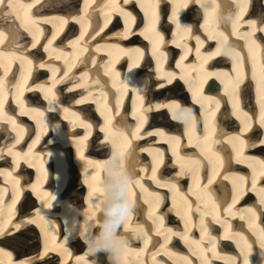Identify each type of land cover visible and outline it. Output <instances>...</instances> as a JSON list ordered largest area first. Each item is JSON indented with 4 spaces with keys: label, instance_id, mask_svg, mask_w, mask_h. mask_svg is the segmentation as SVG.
I'll use <instances>...</instances> for the list:
<instances>
[{
    "label": "bare ground",
    "instance_id": "obj_1",
    "mask_svg": "<svg viewBox=\"0 0 264 264\" xmlns=\"http://www.w3.org/2000/svg\"><path fill=\"white\" fill-rule=\"evenodd\" d=\"M18 2L31 3L32 8L28 12V16L36 19L57 16L67 18L70 14L73 17L80 15L86 21L87 31L84 37L85 41H88L89 36L93 34L95 29L102 28V31L96 35L95 39L89 41L90 45L106 43L108 45H119L124 49H140L143 52V59L139 62L140 66L135 68L132 73H129L127 69L130 64L129 56L135 58L137 55L135 52H129L128 55H120L118 62L115 63L116 71L121 73V79L129 87V93L124 98L123 105L120 107L118 114H116V109L113 107L116 88H112L110 82L105 86L104 82H108L109 77L103 76V72L105 71L103 67L100 68V84L93 83L96 67L92 66H90L91 70L89 71L87 87H76L82 81L80 79H72V77H80L87 70L85 62L89 60L90 55L94 52V49L91 47L88 51L78 54V56L69 55L67 57L69 60H75L76 66L72 69L71 73H68L69 79L55 85L53 91L57 99L53 105H49L48 100L44 98V92L39 86L52 87L53 76L51 67L59 69L56 73V80H62L66 71L65 58L62 56L61 59H55L57 55H61V52H54L52 58L49 59V54L43 51V48L47 46V41L52 38V35L57 30L53 27L52 23H43L41 20L39 27L43 29V34L39 37V44L35 48H32L30 46L31 42H29L32 39L31 35L24 30L20 20L14 19L15 14L12 11H9L5 18L0 19V31H4L5 33L4 42L0 44V50L10 49L18 52L20 49L27 47L26 55L33 60L31 76L20 90L21 95L19 100L23 104L25 114H21L20 105L15 99L17 89L12 86L20 81L18 60L11 64V70L5 80L7 97L3 107V114L5 117H11L18 127L16 130H13V125L7 119H0V150H3V158H0V173L11 174L8 176L0 175V198H2V201H0V222H4V234L0 235V252H6L10 255L11 264H20L21 261L25 260L33 261V264H63L64 257L59 251H45V233L42 231L39 223H27L29 219H37V213L45 216L49 222L46 226L49 234L56 236L54 242L49 241L50 244L58 245L63 243L64 240L67 241L65 247L71 252V257L67 259V264H75L76 258L80 256H84L89 262L95 259L97 264H109L108 255L104 251L98 252L95 257L88 254V246L83 247L84 238L80 234L81 229L79 227L80 222L83 220V210L85 209L89 212V204L94 205L98 203V197H102L97 193L89 200V193L91 191L89 185L97 183L92 178L98 175L99 183L102 187L105 178V166L112 154V141H121L118 135H114L112 139H109L107 133L101 131L105 127V116L101 115L98 104L93 102V99L99 97L101 89L109 93L107 103L112 109L109 114L112 115V132L114 134L135 129L138 124L137 119L133 115L135 89H139L142 93L145 109L157 104H171L175 102L180 105L181 109H192L198 121L195 130L190 136L187 134V125L182 119L180 110H176L177 118L173 119V112L166 107H162L159 110L144 112L147 121L141 129V139L130 137L133 141L132 147L136 150V159L130 161V167L133 169L136 167L137 171L140 166L150 168L152 156L146 151H139V149H159L164 154V163L157 170V180L161 184L166 182L168 184L175 183L176 188L179 190L175 195L176 208H173L174 193L170 190V187H160L149 178V172L138 171V176L141 177L140 185L144 189H147V192L158 193L163 197L159 208L155 211L156 216L163 215V229L161 230V235H156L155 230H153L154 225L152 220L147 217V213L151 211L150 203L154 197H146L140 185L135 184L131 187L132 199L136 202L137 207L134 210L133 224L129 225V233L135 224H143L145 231L149 232L151 238L147 250L144 251L142 257L144 264H152L151 254L154 252H160L156 260L162 261L163 264H171L170 261L175 262V264H182V261L179 260L182 256L187 257L191 261V264H198L192 262L195 256H199V251L197 250L204 249V255L206 256L208 252L206 244L211 243L212 245L213 242L216 245V256L212 253V257L209 258L211 264H224V260L217 257L229 256L236 257L238 264H243L241 253L244 244L242 241L239 244L237 243L238 237L235 236L236 233L243 235L247 239V242L252 245V250L248 257L249 264H264V249L260 248L252 229L248 227L249 216L245 214V219H240V215L244 209L254 207L260 217L259 219H261V222L257 223V225L264 227V215H260L263 209L260 208L262 206L259 205L258 196L248 191L237 203L232 205V197L234 195L232 191L233 183L239 184V178L243 177L244 187L248 188L251 186L253 168H259L258 162L264 161V156L262 155L264 147H244L241 156L244 162L241 163L235 159L236 153L233 150V143L236 144L237 148L240 147L238 141L225 139L222 143L212 144V141L222 133L236 134L246 141L249 139L253 141L258 140L264 134V130L261 133L258 123L260 94L257 91L255 81L251 79L252 60L245 53V49L248 50V48L244 47V41L238 39L235 35L230 36L228 44L232 45L235 43L240 45L237 51L244 57L240 69L243 75L240 85L243 86H240L238 93L239 111L237 114H232L231 85L221 83V80L224 79V73L230 76L237 75L236 71L233 74L227 69L229 64L234 69V61L230 57L216 55L207 59V62L203 64L204 72H214L220 76V79H217L216 76L208 79L211 89H209V93L203 94V96L212 97L211 103L213 104L216 100H219V109L215 114L216 133L210 137L207 144L211 145L212 149L218 153L220 159L224 161L223 167L219 169L218 174L213 178L212 184L208 185L211 200H209L207 207L203 204L201 205L202 211L207 213L204 216L207 230L209 228L216 229L213 234L206 232L205 235H201L199 227L200 212L195 211L199 188L207 183L210 172L207 167V160H204V157L201 156V147L205 146V142L201 139L203 136V110L196 101L203 100V97L201 95L199 97L197 94L196 96L193 95L196 92L199 80L197 79L198 71L194 67H190V65L203 63L208 53L215 52L218 47V41L210 39L204 28V21L207 18L208 12H212L213 16L220 21L218 28L220 31H224L228 18L233 16L237 10L235 5L237 6L242 0H201L200 4L189 0L188 6L181 9L179 20L182 27H191L192 35L199 36L200 40L203 41L202 46L199 47L201 53L200 61L196 59V48L198 46L196 40L184 38L182 31L178 32L176 25L171 20L173 0H161L164 5L169 3L170 8L167 7L165 12L169 14L170 18L166 19V13H164L165 15L162 13L159 16L156 31L163 35L164 41L156 50L155 57L153 56V44L151 42L152 33H147L150 37L149 39H145V36L141 35L148 24V19L145 16V11L137 3V0H128L127 3L124 0H115V4L122 7L125 12H129L127 4L140 12L137 16L133 14L135 23L131 26V32L135 34L130 35L127 39L121 38L120 34L125 31L124 17L118 10L111 9L110 6L113 0H90L87 13L83 11L85 0H59L57 6H50L49 0H39V2L37 0H18ZM148 2H151V0H148ZM247 3V11L241 18L242 27L239 29L240 32L249 31L248 22L252 20L257 21L258 26H264L261 24V21L264 20V0H247ZM201 4L205 5V7H201ZM97 5H101L102 11H94ZM23 11L25 12L26 10H21L22 17L24 15ZM106 15H111V22L107 24V27H104ZM143 15L146 17L144 20L142 19ZM191 15L194 18L189 20L188 17ZM136 19L139 20L138 23H136ZM162 21L164 23H161ZM137 25H141L143 28ZM171 29L173 34H171ZM80 34L81 24L77 23L75 18H73L56 35L55 40L52 41V48L61 49L63 53L70 54L73 52L70 44L72 41L77 40ZM225 34L228 35L229 33L226 31ZM256 36L260 48L255 51L254 56L259 65L264 60L262 58L264 55V37L260 31L256 33ZM83 43L84 41H81V44ZM178 43L182 45L186 44L191 49L182 63L181 56L184 54V48L177 47ZM108 51L109 49L107 48H101L100 51L95 52L98 66L101 61L109 59L107 55ZM111 51L113 52V58H115L116 50L113 48ZM161 52L166 54L163 70L177 74V78L171 84H167L166 81L156 78L157 58ZM247 58L250 59V62ZM38 62H46V67L38 68ZM167 62L169 67L167 66ZM172 63H174L173 67ZM177 63H181L180 68L176 67ZM217 66H222L225 69H215ZM182 70L192 83L191 91L188 84L179 79ZM2 72L3 69H0V73ZM194 74H196V77H194ZM247 75L249 76L248 78H246ZM161 84H165V86L160 87ZM174 86L184 87L185 89L188 87L191 103L188 100L189 97L184 98L178 95H170L173 93L170 89ZM246 87L249 88L248 91ZM69 88L72 91H68ZM89 93L93 95L90 96ZM86 97L87 100L81 103L80 101ZM253 97L256 98V103H254L255 99ZM50 106L55 107L56 110L47 111ZM222 107L223 109H221ZM33 109L38 111H33ZM64 109H67V112ZM39 112L44 113L43 117L38 114ZM243 113H247L253 121L252 128L248 131H243L242 129L241 119L243 118ZM136 114L138 115L139 113ZM161 114H169V116L167 119H162L160 117ZM76 116L85 124H90L91 129L89 130L79 126L78 123H74ZM238 116L240 119L237 118ZM170 125H172V128ZM156 131H162L164 137L148 135V133ZM21 136L22 139L20 138ZM171 136L180 137V143L177 148L180 156H193L201 159L205 164V167L199 173L200 185L194 184L193 177L190 174L177 175L180 172V167L176 162V157L173 156L172 146L167 140ZM253 136L257 139H254ZM37 137H39V142H36ZM190 139L191 143H189ZM81 141H83L82 144L80 143ZM98 147H104L99 148V150H103L104 152L98 151ZM9 148L13 150V153H20L18 167L14 163V156L8 154ZM80 148L83 150V159H81L79 154ZM29 149H31V152H29ZM245 157H253L254 159L246 160L244 159ZM89 161H92L93 164L90 165ZM29 162L31 166H29ZM96 164L103 165V167L98 169L95 167ZM249 164L252 167H249ZM226 173L229 174L228 178L222 179ZM186 179L189 181H186ZM85 180L88 183H85ZM15 181H19V184L14 191ZM75 181L81 182L78 185L76 182L75 185ZM75 187L77 188L76 190ZM256 187H264V177L257 178ZM46 192L51 193L55 197L54 201H50L53 205L51 208L47 207V197L44 196ZM80 192L82 196L77 199V193ZM29 198H35V201H40V203L35 204V207H31L27 211L24 210L23 205ZM205 198L207 199V197ZM13 199H15V207L11 208ZM145 199L149 203H145ZM185 199L191 204V210L186 209L187 212H183V208L186 207L185 205L178 204L179 200L184 201ZM244 199L245 201L241 204L240 201ZM168 202L171 203L170 208L164 207L168 206ZM213 202H215V208L213 207ZM225 205H231L232 212L236 213V215L227 213L224 210ZM177 210H179L181 215L176 214ZM171 212L172 217L170 216ZM181 216H184L185 219H182ZM94 218L97 223L101 222L102 213L99 209L95 211ZM167 219L169 223H176L171 227L174 233H184L185 229L183 227L186 228L187 224V235L189 237L188 242L185 243L178 235L171 236V241L166 246L167 251L172 253L171 257L165 255L161 250V245L164 242V230L170 228L166 227L167 223H164ZM17 224L21 225L19 230L15 227ZM226 224L231 225L229 234L233 236L232 239H224ZM180 229L184 231L181 232ZM197 229L198 231L195 235ZM93 230L99 231L96 227ZM29 231L34 232V234ZM120 231L123 233V228ZM24 234L28 235L27 239L30 240L20 247L14 239L18 235L24 236ZM194 241L199 243H194ZM130 248L135 251L143 250V240L140 238L131 240ZM194 250L197 255H193ZM33 258L35 259L33 260ZM128 259H132V257H128ZM0 260L3 261V264H9L8 257L0 256Z\"/></svg>",
    "mask_w": 264,
    "mask_h": 264
},
{
    "label": "snow or ice",
    "instance_id": "obj_2",
    "mask_svg": "<svg viewBox=\"0 0 264 264\" xmlns=\"http://www.w3.org/2000/svg\"><path fill=\"white\" fill-rule=\"evenodd\" d=\"M39 2V0H37ZM125 3L128 2V0H124ZM161 0H151V2H148V0H137V3L139 6L145 11V16L148 19V24L144 30V32L141 33V35L145 36V39H149L150 37L147 35V33H152L151 42L153 44V56H156V50L158 47L163 43L164 37L161 33L156 31V25L159 22V13L158 8ZM193 3H201V0H192ZM59 3V0H49L50 6H57ZM189 0H173V7H172V16L171 20L176 25V29L178 32L182 31L184 38H192L195 39L197 42V48H196V59L197 61L201 60V53L199 51V47L202 46L203 41L200 40L199 36H193L192 35V29L191 27H182L180 20H179V14L181 9L186 8L188 6ZM90 6V0H85L83 4V11L87 13V9ZM109 7V6H105ZM112 10H118L120 14L124 17V23H125V31L121 33L122 39H127L130 35H134L135 33L131 32V26L135 23V17L132 16L131 13L125 12L122 7H119L115 4V0H113L112 5L110 6ZM201 7H205V5L201 4ZM238 11L234 13L233 16H230L228 18V21L225 24V30L220 31L218 28V25L220 21L213 16L212 12H208L207 18L204 21V28L205 31L208 33V36L210 39H216L218 41V47L216 48L215 52H209L207 55V58L203 61V63L199 65H190V67H194L198 71V77L199 83L196 87V92L193 93L194 96H196L197 93H199L203 100H197L196 102L200 104L201 109L203 110V136L201 139L205 142V146L201 147V156L204 157V160H207V167L209 169L210 175L207 179V183L203 185V187L199 188V193L197 194V204L195 211L200 212V219H199V227L201 235H205L207 232V225L205 223L204 216L207 214L201 209V205L203 204L205 207H207L209 200H211V193L208 191V185L212 184L213 178L218 174L219 169L223 167L224 161L220 159L218 153L214 151L211 147V145H208L207 142L209 141L210 137L214 136L216 133V126H215V114L216 111L219 109V100H216L213 103V98L210 96H203V89L204 85L208 82V79L216 76L217 79H220V76L217 73L214 72H204L203 71V64L207 62V59H210L212 56L216 55H224L227 57H230L234 61V71L237 72L236 76H230L227 73H224V79L221 80V83H225L226 85H231L232 87V93H231V101L233 105V115L237 114L239 111V98L238 93L240 90V84L243 80V75L240 72V69L242 67L243 63V57L240 55V52L237 51V48L240 47V45L233 43L229 46L228 41L231 35H235L238 39L244 41V47L248 48V55L249 58L252 60V69H251V79L255 81L256 88L258 93L260 94V113L258 118L259 127L261 129H264V60H262L259 65L257 64V61L255 59L254 53L255 51L260 48V45L257 43V36L256 33L258 31L264 32V26H258L257 21L252 20L248 22L249 31L246 32H240L239 29L242 27L241 24V18L243 17L244 13L247 11L248 3L247 0H242L241 3H239L237 6ZM32 8L31 3H21L18 2V0H0V19L5 18L7 16V13L9 11H12L15 14L14 19L20 20L21 25L24 28V30L32 36L33 42L31 43V47L35 48L37 44H39V37L43 34V29L39 27V24L42 20L43 23H52L53 27L57 30L55 34L52 35V38L47 41V46L43 48V51L49 54V59L52 58V54L54 52H61V55H57L55 59H61L62 56L65 58V73L62 80H56V73L59 71L58 68L51 67L52 76H53V83L52 87H45V85H40V89L44 92V98L48 100L49 105H53L54 102L57 99V96L53 89L55 88V85L57 83L64 82V80L69 79L68 73H71L72 69L76 66L75 60H69L67 57L69 55L71 56H78V54L83 53L84 51H88L89 48H93L94 52L92 55H90L89 60L85 62V70L80 77H72V79H80L82 83H79L76 85V87H87L88 84V76L90 66L96 67V74L95 78L93 79V83L100 84L101 78H100V68L103 67L105 71L103 72V76L109 77L108 82H104L105 86H107L110 82V86L112 88H116V95L114 96V105L113 107L116 109V114H118L120 107L123 105L124 98L129 93V87L128 84L121 79V73L119 71H116L115 69V63L118 62L120 55H128L129 52H135L137 55L135 58L132 56H129V67L127 71L129 73H132L135 68H138L140 66L139 62L143 59V52L140 49H124L121 48L119 45H108V44H97V45H90L89 41L95 39L96 35L99 34L100 31H102V28H97L94 30L93 34L89 36L88 41L84 40L85 33L87 31L86 28V21L84 20V17L80 15H69L67 18L65 17H45V18H32L28 16V12ZM21 10H26L24 12V16H21ZM94 11H102L101 5H97L96 9ZM75 18L76 22L81 24V34L79 38L75 41H72L70 46L73 48L72 53H63L61 49H53L52 48V41L55 40L56 35L59 34L60 31H62L63 27L69 22V20ZM111 22V15L105 16V23L104 27H107V24ZM261 24L264 25V20L261 21ZM228 32L229 34L226 35L225 32ZM4 31H0V44H3L4 42ZM81 41H84L83 44H81ZM175 42V41H174ZM177 47H183L184 48V54L181 56V63L186 58V56L189 54L191 49L188 48L186 44H177ZM101 48H107L109 51L107 52V55L109 57L108 60L101 61L100 65H97V60L95 57V52H98L101 50ZM116 50V56L113 58V52L111 49ZM27 53V47L20 49L18 52L13 50H0V69H3V72L0 73V119H7L9 123L13 125V130H16L18 127L16 125V122L11 119V117H5L3 114V107L4 103L6 102L7 92L5 90V80L8 76V73L11 70V64L15 61H19V75H20V81L15 83L14 86L17 91L15 93V99L17 100L18 104L21 108V114H25V110L23 108L22 102H20L19 97L21 95V88L24 84L27 83V79L31 76V69L33 65V60L31 58H28L26 55ZM166 62V54L161 52L159 53V57L157 58V64H156V72H157V79L166 81L167 84H171L174 79L177 78V74L175 72H165L163 70V64ZM181 63H177L176 67L180 68ZM38 68H44L46 67V62H38L37 63ZM259 72V75H258ZM179 79L184 81L185 84H188L189 90H192V83L189 81V79L186 77V74L181 71V74L179 76ZM165 84H161L160 87H164ZM31 90V89H29ZM68 91H72L71 88L68 89ZM135 99L133 101V108H134V118L137 119L138 124L135 127V129L128 130L127 132L121 131L118 133L112 132V115L111 113L112 109L109 107L107 103V96L108 92L104 91L103 89L99 92V97L93 99L94 103L98 104V108L101 111V115L105 116V127L101 129V131H105L109 137V139H112L114 135H118L121 138V147L124 151H127V148L132 146V139L130 137H134L135 139H141L140 136L141 129L143 128L144 124L147 121V117L144 115V112L146 111H153V110H159L162 107H166L170 109L173 112V119L176 117V110H180L182 119L184 120L185 124L187 125V134L191 136V133L195 130L196 125L198 123L195 113L192 109H181L180 105L178 103H171V104H157L152 107H149L147 109L144 108V97L139 89H135ZM89 95H93L92 93H89ZM87 100V97L84 100H81L80 102L83 103ZM56 110L55 107L50 106L47 111H53ZM33 111H38L36 109H33ZM65 112H67V109H64ZM136 113H139L138 115ZM41 117H43L44 113L39 112L38 113ZM75 115V114H74ZM240 119V117H237ZM74 123H78L79 126L91 129L90 124H85L83 121L79 120V117L76 116V119ZM252 118L248 116L247 113H243V118L241 119V125L243 131H248L252 128ZM90 134V131H89ZM148 135H158L160 137H164V133L162 131H156L153 133H148ZM22 139V136L20 137ZM227 139L229 141H238L240 147L237 148L236 144L233 143V150L236 153L235 159L237 162H244V160L241 159L242 151L244 147H264V134H262L258 140H251L248 141L241 139L239 135L236 134H226L222 133L219 137H217L215 140L212 141V144L216 143H222L224 140ZM168 142L172 146V153L173 156L176 157V162L179 164L180 172L177 174L179 176H183L185 174H190L193 177V181L195 185H200V171L205 167V164L201 159H197L193 156H180L178 154L177 148L180 143V137L179 136H171L167 138ZM19 142V141H17ZM36 142H39V137H37ZM113 145H115V140L112 141ZM81 144L83 141L80 142ZM189 143H191V139L189 140ZM139 151H146L149 153V155L152 156V165L151 167H145L140 166L138 171L139 172H149L150 173V179L153 180L158 186L160 187H170V190L173 191V208H176V200L175 195L178 193V189L176 188V184H168L167 182L164 184H161L159 180H157V170L159 167L164 163V154L159 149H152V148H144L139 149ZM29 152H31V149H29ZM207 153V154H206ZM8 154L14 156V163L16 166H19V158L20 153H13V150L11 148L8 149ZM79 154L81 159H83V150L82 148L79 149ZM123 154V152H122ZM0 158H3V150H0ZM246 160H252L253 157H245ZM28 162V161H26ZM259 168H253V174L251 177V186L248 188L244 187V178L240 177L239 181L240 183H233L232 191L234 193L232 197V205L238 202V200L243 197L246 192L251 191L255 193L259 198V205L264 208V187L257 188L256 182L258 177H264V161H259ZM89 164L92 165L93 162L89 161ZM29 166H31L29 162ZM95 167L98 169L103 167V165L96 164ZM249 167H252L251 164H249ZM137 168L134 167V172L136 175V185H140V179L141 177L138 176ZM0 175H11L10 173H0ZM228 173L225 174L222 179L228 178ZM94 181H97L95 184H90L89 187L91 189L89 193V200H91V197L97 193H99L101 196L104 194L103 187L100 186L99 183V176H93L92 178ZM85 183H88L87 180H85ZM19 184V181H15L14 183V191L16 190L17 186ZM142 190L145 192L146 197H154V199L150 203L151 211L147 213L148 219L152 220V223L154 225V229L156 232V235H161V230L163 229V215L156 216L155 211L159 208L160 203L163 200V197H161L158 193H149L147 192V189H144L142 185H140ZM44 196L47 197V207L51 208L53 205L50 201H54L55 197L51 193H44ZM207 197V199L205 198ZM0 201H2V198H0ZM145 203H149L147 199H145ZM184 204L188 210H191V204L188 203V201L185 199ZM100 204L96 203L95 207L99 209ZM15 207V199H13L11 208ZM213 207L215 208V202H213ZM224 210L231 214L236 215V213L232 212L231 205H225ZM89 212L94 217L95 211H94V205L89 204ZM177 215H181L179 210L176 212ZM245 214L249 216L248 220V227L252 229L253 235L256 237L257 241L259 242V246L261 249H264V227H259L256 223V221L260 218L257 210L254 207H249L243 210V213L240 215V219H245ZM110 215L113 217L112 222L105 225L106 232L110 231L113 227V224H118L119 220L117 217L116 209H113L110 212ZM260 215H264V211L260 213ZM182 219H185L184 216H181ZM28 224H37L39 223L42 231L45 233L46 238V249L45 251L52 250V251H59L60 254L64 257L63 264H67V259L71 257V252L68 250L67 247H65L67 241L64 240L61 244H50L49 241L54 242L56 240V236L50 235L49 230L46 227L49 222L46 220L45 216L41 215L40 213H37V219H29L27 221ZM16 229L19 230L21 225L17 224ZM225 233H224V239H232L233 236L230 235L231 231V225L226 224L225 226ZM136 231L138 237L143 240L144 242V248L140 251H135L131 248H126L124 252V264H144V260L142 259L144 255V251L147 250L148 243L150 242L151 238L149 236V232L145 231V227L143 224H138L136 228L133 229ZM4 234V222H0V235ZM178 235L181 240H183L185 243L188 242V235H187V224L185 228L184 233L176 232L174 233L172 229H166L164 230V242L163 245H161V250L165 255H168L169 257L172 256V253L167 251V244L171 241V236ZM236 237H238L237 243L239 244L241 241L244 244V247L242 248V257H243V264H249V254L252 250V245L247 242V239L240 235L239 233L235 234ZM194 243H199L195 242ZM212 251L213 255L216 256V245L215 242H213L212 247L210 249ZM205 250L200 249L199 252V259L200 264H211V261L207 256L204 255ZM157 255H160V252H154L151 254V260L152 264H163L162 261H157L156 257ZM193 255H197L196 251H193ZM0 256L2 257H8L9 264H11V258L10 255L6 252H0ZM128 257H132V259H128ZM219 259L224 260V264H238V260L234 256L229 257H217ZM35 258H33L34 260ZM180 261H182V264H191V261L188 260L187 257H180ZM0 264H3V261L0 260ZM20 264H33V261L25 260L21 261ZM75 264H89V261L85 259L84 256H80L76 258ZM175 264V262H174Z\"/></svg>",
    "mask_w": 264,
    "mask_h": 264
},
{
    "label": "clouds",
    "instance_id": "obj_3",
    "mask_svg": "<svg viewBox=\"0 0 264 264\" xmlns=\"http://www.w3.org/2000/svg\"><path fill=\"white\" fill-rule=\"evenodd\" d=\"M133 159H136L134 147L131 146L124 151L121 141H115L111 158L105 166V178L102 184L104 194L98 197L102 220L97 223L92 214L84 209L83 220L79 225L80 234L88 246V254L95 257L98 252L104 251L108 255L109 264H124L125 249L131 247V240L139 238L133 230L138 224H135L129 233V225L133 224L134 210L137 207L131 195V187L136 182L134 169L130 167V161ZM95 205L94 211H97ZM113 209H116L119 223L113 224L111 230L106 232L105 225L113 220L110 215ZM94 227L99 231L93 230ZM121 228L124 230L123 233L120 231ZM89 264H97V261L93 259Z\"/></svg>",
    "mask_w": 264,
    "mask_h": 264
},
{
    "label": "rangeland",
    "instance_id": "obj_4",
    "mask_svg": "<svg viewBox=\"0 0 264 264\" xmlns=\"http://www.w3.org/2000/svg\"><path fill=\"white\" fill-rule=\"evenodd\" d=\"M24 12V11H23ZM24 16V15H23ZM31 38H32V36H31ZM29 42H33V40L31 39ZM17 47H18V44H17ZM5 48V47H4ZM39 55H41L40 53H38ZM178 86V85H177ZM177 86H174L172 89H170V90H172V94H170V95H178V96H182V97H184V98H187V97H189V102L191 103V98H190V91L188 90V87L185 89L184 87H177ZM184 88V89H183ZM169 90V91H170ZM171 93V92H170ZM175 93V94H174ZM193 104V103H192ZM163 115V116H162ZM165 115H167V116H165ZM168 116H169V114H161L160 115V117H162V119H167L168 118ZM155 119H157V118H155ZM167 121V120H166ZM171 126V128H172V125H170ZM99 148L101 149V148H104V147H98L97 148V150L98 151H101V153L102 152H104L103 150H99ZM77 182V183H76ZM79 182H81V181H75L74 182V184L76 183L77 185L79 184ZM73 184V186H75ZM77 188L75 187V190H76ZM81 196H82V193L80 192V193H77V199H79V198H81ZM42 201V200H41ZM38 203H40V201L38 202L37 200L35 201V198H29L25 203H24V205H23V208H24V210H29L31 207H35V204H38ZM29 232H31V233H33L34 234V232H32V231H29ZM29 232H27V233H29ZM28 238V235H26V234H24V236L22 235V236H20V235H18L17 237H16V239H14V241L16 242V243H18L19 244V246L21 247V246H23L24 244H26L27 243V241L28 240H30V239H27ZM35 240V239H34ZM26 242V243H25ZM87 244L85 243V242H83V247L84 246H86ZM36 247H37V245L35 246V249H36ZM30 252V251H29Z\"/></svg>",
    "mask_w": 264,
    "mask_h": 264
}]
</instances>
